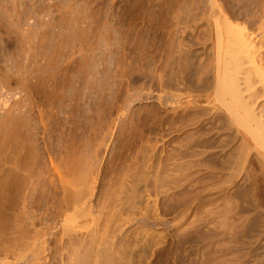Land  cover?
Here are the masks:
<instances>
[{"label": "rangeland", "instance_id": "rangeland-1", "mask_svg": "<svg viewBox=\"0 0 264 264\" xmlns=\"http://www.w3.org/2000/svg\"><path fill=\"white\" fill-rule=\"evenodd\" d=\"M218 9L254 34L257 56L264 60V0H0V264H38L36 256L43 260L47 253L39 242L47 240L49 253L59 251L61 236L73 227L69 234L74 241L64 237L66 243L89 244L97 237L93 250L98 246L97 251L113 255L111 260L105 258L106 264H264V159L260 157L264 140L258 154L248 133L234 139L231 116L224 123L217 109L229 91L225 76H213L219 64L216 31L222 22L211 11ZM222 55L224 70L242 72L243 81L246 64H235L226 49ZM187 64L206 68L205 88L186 77ZM244 82H238L242 100L251 102L247 97L257 92L254 109L264 121V85ZM195 98L201 99L197 108H211L210 115L203 116L209 118L203 121L205 132L195 128L199 123H179L186 111L198 110L192 107ZM165 102H172L171 106ZM220 123L225 125L218 128ZM204 133L229 142L223 150L207 144L197 148L205 150L201 154L207 159L212 153L210 157L226 161L247 147L241 175L226 169L209 177L208 171L219 170L218 164L206 165L207 159L199 162V168L177 170L175 165L197 159H177L181 145L189 146L191 137ZM67 167L73 168V174L64 173ZM54 168L70 184L91 171L87 179L95 190L92 198L105 201L104 193L110 188L113 196L106 191L108 200L104 199L108 202L112 196V207L108 202L112 211L106 201L108 212L95 201V214L87 219L78 217L64 224L62 216L50 229L48 225L54 223L47 217L51 221L65 187ZM27 173L33 175L26 188ZM5 181L10 187L6 192ZM121 185L128 195L135 190L129 196H136L138 202L133 199L137 207L129 204L134 209L124 205L131 210H125L124 216L116 215L120 201L115 194L127 195L118 193ZM177 200L186 202L178 206ZM95 207L106 211L100 214ZM29 212L39 220L34 218L33 227L27 220ZM95 215L101 217L100 229L90 225ZM103 215L118 216L123 227L114 228L115 220ZM103 218L115 224L109 222L114 231L106 226L108 233H104ZM84 251L69 252L72 257L65 264H77L79 257L90 259L92 254H86L90 251Z\"/></svg>", "mask_w": 264, "mask_h": 264}, {"label": "bare ground", "instance_id": "bare-ground-1", "mask_svg": "<svg viewBox=\"0 0 264 264\" xmlns=\"http://www.w3.org/2000/svg\"><path fill=\"white\" fill-rule=\"evenodd\" d=\"M216 6V5H215ZM219 6H221V5H219ZM222 13V11H221V9L219 10H212L211 11V14H212V16L215 18H219L220 20V22H222V24L220 25V27L221 28H219L218 26V29H217V31H216V46H217V49H218V61H219V64H217L216 66H217V68L214 70V72H213V76L214 77H216V76H218V75H220V74H222L223 75V77L225 76L226 78V81L228 80V88H229V91H228V88H227V91L228 92H226L225 94H226V96L225 97H227V98H222V100H220V101H222L221 103H220V101H219V103L218 104H221L220 105V107H214V109L215 108H217L219 111H221V113L220 114H222L223 116V121H224V123H225V121H227V118H228V116L227 115H229V116H231V119L230 120H232V122L231 121H229L231 124V126H233V128L235 129V132H236V136L234 137V139L236 138V137H238V136H243L242 135V132H245V133H248L249 135H251L252 136V138H253V141L255 142V146H256V148H255V150L257 151L258 149H260V147H262V144H263V140H264V124H263V117H262V119H261V115H258L259 114V112H258V114H257V112L255 113V111H256V108L254 109V101L253 100H256L255 99V97H257V96H255L256 94H257V92H255V94H254V91H253V93H252V95H251V97L249 96V97H247V98H249L250 100H251V102H247L246 100L247 99H244V100H242V97H241V95H243L242 94V90L239 88V86H241L240 84H242V83H238V82H240V80H241V82H243V81H246L248 84L250 83V81L252 82L253 80H255V81H258V82H260L261 83V85H264V60L262 59V58H260V56L258 57L257 55V48H256V46H255V37H254V34H252V32H250V31H248L247 30V28H246V26L244 25V24H241L240 22H237L236 21V18H235V21H233L231 18H229V16L227 17L226 15H225V13H223V14H221ZM232 17V16H231ZM234 19V18H233ZM224 49H226V51L228 52V56L229 57H231V58H234L235 59V61L236 62H238V63H235V64H238L239 66H242L243 64H246V65H244V66H246L245 68H247L246 69V73H245V78H244V75H242L243 76V78L245 79H243V81H242V78L239 76V75H241L242 74V72H236V71H233V72H228V70H227V72L225 71L226 70V64L224 63L225 61H223V60H225V57L222 55V50H224ZM224 58V59H223ZM183 60V59H182ZM233 60V59H232ZM185 61V60H184ZM222 61H223V63L225 64H222ZM234 62V61H233ZM188 64H190V63H188ZM188 64H187V66H188ZM193 64V63H192ZM224 65V66H222V65ZM191 65V64H190ZM189 65V66H190ZM186 66V65H185ZM184 67L185 68V70H187L186 71V77L187 78H189L190 79V81H192V79L191 78H195L194 80L196 81V82H194V83H198V82H202L203 83V85L205 84L204 82H206V81H208V80H206L205 81V77H206V74H208V72L205 74V67H203V68H201V67H193V65H192V67L190 68V67ZM200 66V65H199ZM236 67V66H235ZM181 68V67H180ZM224 68H225V70H224ZM239 68V67H238ZM241 69H242V71H244V69L241 67ZM241 69H237V70H240L241 71ZM248 69H249V72H248ZM247 72H248V74H247ZM184 74V73H183ZM244 74V73H243ZM247 74V75H246ZM247 76V77H246ZM208 77V76H207ZM206 77V79H208ZM221 77V76H220ZM215 79H217V78H215ZM220 79V78H219ZM189 81V82H190ZM204 81V82H203ZM221 81V80H220ZM209 82V81H208ZM219 82V81H218ZM246 82H244L245 84H246ZM193 83V82H192ZM5 84H6V82H5ZM199 84V86H201L200 84L201 83H198ZM198 84L195 86V88L196 87H199L198 86ZM210 84V83H209ZM208 85V84H207ZM247 85V84H246ZM25 86V85H24ZM209 87V86H208ZM207 87V88H208ZM200 88V87H199ZM203 88H205V85L203 86ZM202 87L200 88V89H203ZM163 89V88H162ZM210 89V88H209ZM243 89V88H242ZM198 90V89H197ZM195 91V90H194ZM198 91H201V90H198ZM198 91L196 92V93H198ZM203 91H205V89L203 90ZM209 92V91H208ZM187 93V92H186ZM199 94V93H198ZM178 94H176L175 96L176 97H178L177 96ZM192 95V94H191ZM204 95V94H203ZM218 95V94H217ZM222 95V96H223ZM247 95H249V94H247ZM181 96V95H180ZM223 96V97H224ZM174 97V96H173ZM172 97V98H173ZM218 97V96H217ZM220 97V96H219ZM164 98V97H163ZM171 98V99H172ZM175 98V97H174ZM192 98V97H191ZM170 99V100H171ZM178 99V98H177ZM177 99H175V100H177ZM187 99H188V97H187ZM204 99V98H203ZM217 99H219V98H217ZM248 99V100H249ZM253 99V100H252ZM23 100V99H22ZM169 100V101H170ZM175 100H174V102H173V104L175 103ZM179 100V99H178ZM177 100V101H178ZM191 100H193V99H191ZM201 100V99H200ZM199 99H196L195 98V101H194V103L192 104V107L193 108H195V109H198V110H194L195 111V114L193 113V111H192V113H190L189 111H188V113H190V114H188L187 113V111H186V113L185 114H183V116H182V118H180V120L182 121V123L179 121V123L180 124H183V123H186V125L187 124H198L197 125V127L195 126V128H199V130H198V132L200 131V129H202L203 127H205L204 126V124H206V123H204L203 124V121L205 120H207V119H209V118H207V119H205L203 116H205V115H210V113L208 112L209 110H207V111H204L203 109L204 108H206V107H203L202 109H199V108H197V107H199L198 105H197V103L198 102H201ZM168 101V100H167ZM189 101V100H188ZM207 101H208V99H207ZM206 101V102H207ZM164 102V101H163ZM172 102H170V104L172 103ZM179 102V101H178ZM181 102V101H180ZM193 102V101H192ZM197 102V103H196ZM257 102V101H256ZM255 102V103H256ZM166 103V102H165ZM168 104H169V102H167ZM166 103V104H167ZM208 103L209 102H207V105H208ZM168 105V106H171V105ZM172 104V106H175V105H173ZM211 105V104H210ZM215 105V104H214ZM166 106V105H165ZM164 106V107H165ZM19 107V106H18ZM186 107H188V106H186ZM170 108H173V107H170ZM177 108H180V107H178L177 106ZM193 108H188L189 110H191V109H193ZM201 108V107H200ZM213 109V110H214ZM172 110V109H171ZM206 110V109H205ZM175 111V110H174ZM179 111V110H178ZM212 111V110H211ZM217 111V110H216ZM20 112V111H19ZM206 112H208L209 114H207ZM261 112V111H260ZM214 113V112H213ZM21 114V113H20ZM182 114H180V117H181V115ZM193 114V115H192ZM213 115V114H212ZM218 115H219V113H218ZM218 115H216V116H218ZM221 116V115H220ZM177 117H178V115H177ZM203 117V119H200V118H202ZM206 117V116H205ZM219 117V116H218ZM10 119V118H9ZM221 119V118H220ZM21 121V120H20ZM24 121V120H23ZM175 121V120H174ZM204 121V122H205ZM208 121V120H207ZM4 122V121H3ZM221 122V121H220ZM11 123V122H10ZM3 125V124H2ZM225 124H222V123H220L217 127L219 128V126H220V128L221 127H223ZM6 126V125H5ZM177 126V125H176ZM15 127V126H14ZM216 127V128H217ZM180 128H182V127H180ZM206 128V127H205ZM205 128H204V130H205ZM214 129V130H217V132H219L218 131V129ZM231 128V127H230ZM15 129V128H14ZM203 129H202V132L204 131ZM208 130H211V128L210 129H208ZM208 130H207V132H208ZM45 131V130H44ZM24 132V131H23ZM205 132V131H204ZM209 134H211L210 132H209ZM208 133L206 134V133H204V134H201V135H203V136H193V137H191L192 139H191V144H189V143H185V144H189V146L188 145H181V147L180 148H182L180 151H179V158H177V159H180V160H183V159H186V158H189V157H197V159L195 158V159H193V160H190V161H186V162H183L182 164H180L179 166L178 165H175L176 167H177V170H178V168L181 170V171H184V170H187V172H188V170H191L192 168H199V167H201L202 165L200 164V163H202L201 162V160L202 159H207V157L206 156H204L203 154L205 153L204 151H200L199 149H197V148H199L200 146H204L205 144H207V145H215L216 147H217V149H220V150H223V149H221V147H223V148H226L227 147V145H228V141H226V140H224V139H219V138H214V139H212V137H211V135H210V137L208 136L209 135ZM218 135V134H217ZM238 135V136H237ZM247 135V134H246ZM195 137V138H194ZM23 138V137H22ZM189 138V137H188ZM194 138V139H193ZM251 138V139H252ZM237 139V138H236ZM230 140H232V139H230ZM185 141V140H184ZM187 142V141H186ZM188 142H189V140H188ZM73 147V146H72ZM193 147V149L191 150V148ZM220 147V148H219ZM215 148V147H214ZM244 148V147H243ZM264 148V147H263ZM189 149H190V151H189ZM49 150V149H48ZM219 150V151H220ZM235 150V149H234ZM253 150V149H252ZM264 150V149H263ZM227 151H228V149H227ZM226 151V152H227ZM231 151V150H230ZM19 152H21V151H19ZM223 152V151H222ZM258 152V154H260V152L259 151H257ZM201 153H203V154H201ZM247 153V147H246V149H242V147L241 148H239V150L237 151V152H235V154H234V156H233V158L232 159H227L226 161H219L218 159H215V158H213V157H210V155L212 154H210V155H208V153H207V155H208V157H209V159L211 160H209V159H207L206 161H207V163H206V165H209V164H212V163H215V164H218V170H219V172H211V170L210 171H208V173H206V174H208L209 175V177L210 176H213V175H215V174H220L221 175V173H222V171H224V170H231V171H234L235 172V175L238 177L239 175H241V173H242V171H244L243 169H244V165L246 164V162H247V157H246V154ZM257 154V153H256ZM177 155V154H176ZM201 155H203V157L201 156ZM69 156V155H68ZM212 156V155H211ZM260 157H262L263 159H264V155L261 153V156ZM30 158V157H29ZM167 158V157H166ZM214 160H216V162H213L212 160L213 159ZM19 159V158H18ZM168 159V158H167ZM175 159V158H174ZM29 160V159H28ZM39 160V159H38ZM204 160H203V162H204ZM15 161V160H14ZM17 161V160H16ZM200 162V163H199ZM15 163V162H14ZM205 163L203 164V165H205ZM24 164V163H23ZM30 165V164H29ZM33 165V164H32ZM205 165V166H206ZM32 167V166H31ZM59 167V166H58ZM66 168V167H65ZM68 169H69V167H67ZM32 169V168H31ZM67 169V172H66V170H65V174L67 173L68 175H71V174H73L72 172H73V168H70L69 170ZM11 170V169H10ZM179 170V171H180ZM28 171H31V170H28ZM28 171H26V172H28ZM139 171V170H138ZM25 172V173H26ZM32 172V171H31ZM38 172V171H37ZM54 173H56L57 174V176H58V180H60V183L61 184H65V187L67 186L68 188H63L64 190H62L63 191V193H62V196H63V198L61 197L60 199H58V200H60V202L58 203V205L59 206H56L55 208L56 209H54V216H52L51 217V221H50V217L48 216L47 218H49V222H50V224H51V222L53 221V223H54V221L56 220V219H59L60 220V218H62V216H63V219H62V222L65 224L66 222H71V220L72 219H75V218H78V217H85L86 219L89 217V216H91V214H95V213H92V209H93V205H95V201H96V203L98 204V202H101V201H98L97 202V200H95L94 201V197H93V191H95V190H92V186H91V181L90 182H88L89 180H91V179H87V177L88 176H90V175H92L91 174V171H89V172H87V171H85V172H83L84 173V176H85V178L83 179H81V178H79L80 176L78 175V178H76V180L78 181L77 183L78 184H80L81 185V188H77V183H74L75 181H73V183L72 184H70V181H68V182H66V181H64L63 180V178L61 177V174H60V172H59V170H58V168H54V171H53ZM23 173V172H22ZM33 173H34V171H33ZM70 173V174H69ZM140 173V172H139ZM232 173V172H231ZM8 174V173H7ZM7 174H5V175H7ZM17 174V173H16ZM24 174V173H23ZM30 174V173H29ZM28 173L27 174H25V175H27V176H25L27 179V181H25V179H24V187H26L27 188V184H25V182L26 183H29V179L31 178V176L33 175H29ZM66 174V175H67ZM81 174V173H80ZM135 174H137V173H135ZM183 174V173H182ZM186 174V173H185ZM245 174V173H244ZM40 175V174H39ZM88 175V176H87ZM231 175V174H230ZM247 175L248 174H246L245 175V177H247ZM63 176V175H62ZM81 176H82V174H81ZM188 176V175H187ZM229 176V175H228ZM264 176V175H263ZM34 177V176H33ZM65 177V176H64ZM77 177V176H76ZM131 177H132V175H131ZM131 177H129V178H131ZM208 177V178H209ZM218 177V176H217ZM232 177H235V176H233L232 175ZM134 178V177H133ZM133 178H131L132 180H130V181H135V179L133 180ZM216 178V177H215ZM231 178V177H230ZM249 178V177H248ZM34 179V178H33ZM80 179V180H79ZM128 179V178H127ZM126 179V181H128ZM157 179V178H156ZM261 179V178H260ZM259 179V180H260ZM264 178H262V180H263ZM5 180H6V178H5ZM231 180V179H230ZM229 180V181H230ZM34 181V180H33ZM50 181H52V180H50ZM49 181V182H50ZM130 181H128V182H130ZM22 182V181H21ZM88 182V183H87ZM9 181L7 182V181H5V183L3 184L4 186H3V190H5V192L6 191H8V189H10V187H9ZM51 183V182H50ZM59 183V182H58ZM90 183V185H89V187H87V184H89ZM158 183V182H157ZM262 183H264L263 181H262ZM30 184H34V183H32V182H30ZM29 184V185H30ZM38 184V183H37ZM36 184V185H37ZM92 184H94V183H92ZM260 184V183H259ZM11 185V184H10ZM20 185V184H19ZM35 185V184H34ZM42 185V184H41ZM79 185V186H80ZM122 185H124V184H122ZM120 186L121 188L123 187V186ZM221 185V184H220ZM256 185V184H255ZM262 185V187H263V184H261ZM260 185V186H261ZM30 186H33V185H30ZM50 186V185H49ZM78 186V187H79ZM125 186V185H124ZM254 186V185H253ZM256 186H258V185H256ZM20 187H21V185H20ZM23 187V186H22ZM52 187H54V186H52ZM57 187V186H56ZM62 187V186H61ZM108 187V186H107ZM118 188L117 189V191L119 190V189H121V188ZM127 189H129L128 188V185L127 186H125ZM31 188V187H30ZM88 188V189H87ZM126 188H125V190H124V187L122 188L123 190H119L118 191V193L119 192H121L122 194L124 193V195H125V191L127 192V195H128V191L126 190ZM208 188V187H207ZM256 188V187H255ZM258 188V187H257ZM14 189V188H13ZM18 189H20V188H18ZM32 189H34V187H32ZM31 189V191H34V190H32ZM61 189V188H60ZM37 190V189H36ZM35 190V191H36ZM131 191H132V189H130ZM204 190V189H203ZM256 190V189H255ZM18 191V190H17ZM106 191H109V193H111V195H112V192H110V188L108 189V190H106ZM106 191H105V193L104 194H106L105 196L107 197V193H106ZM112 191V190H111ZM130 191V194L129 195H131V193L132 192H134V191H132L131 192ZM215 191H216V189H215ZM223 191V190H222ZM264 191V190H263ZM5 192H4V194H5ZM14 192V191H13ZM21 192V191H20ZM36 192H38V191H36ZM45 192V191H44ZM113 192H115V191H113ZM202 191H200V193H201ZM217 192V191H216ZM256 192V191H255ZM8 193V192H7ZM28 193H31V192H29L28 191ZM33 194H34V192H32ZM47 193V192H46ZM116 193V192H115ZM135 193V192H134ZM221 193V192H220ZM14 194V193H13ZM64 194V195H63ZM102 194V193H101ZM114 194V193H113ZM120 194V193H119ZM136 194V193H135ZM6 195V194H5ZM41 195V194H40ZM50 195V194H49ZM52 195H54V194H52ZM56 195V194H55ZM116 195V197H118V200L115 198V200H117V201H120L119 202V208H118V212L116 213V212H114V211H117V210H114L113 211V215H115L114 213H116V215H121V213H123V216L124 215H126V211H127V213L128 212H130V211H128L129 209H132L133 207L132 206H130V205H132V204H134L133 203V199L135 200V198H136V200H137V197L135 196V197H130L129 195V197L126 195V196H124L123 197V195H122V197H121V195H120V198H119V195L118 194H115ZM114 195V196H115ZM118 195V196H117ZM197 195V194H196ZM227 195V194H226ZM245 195V194H244ZM13 196H15V195H13ZM37 196V195H36ZM105 196H103V199L102 200H105L106 202H107V198L105 197ZM113 196V195H112ZM112 196L111 197H108V198H110L111 200H113L114 201V199H112ZM131 196H134V195H131ZM202 196V195H201ZM205 196V195H204ZM243 196V195H242ZM21 197V196H20ZM28 197V196H27ZM31 197V196H30ZM94 199H93V198ZM104 197L107 199H104ZM173 197V196H172ZM203 197V196H202ZM207 197V196H206ZM121 198H123V200L125 199V201H123ZM187 199H188V197H186ZM197 198V197H196ZM200 198V197H199ZM243 198V197H242ZM3 199V198H2ZM26 199V198H25ZM31 199V198H30ZM29 199V200H30ZM33 199V198H32ZM109 199V200H110ZM120 199V200H119ZM182 199H184V197L182 198ZM187 199H185V200H187ZM198 199V198H197ZM252 199V198H251ZM28 200V199H27ZM24 201V202H28V201ZM111 200L110 201H108V202H110L109 204L111 205V203H112V205H113V201L111 202ZM122 200V201H121ZM135 200V201H136ZM31 201V200H30ZM105 201H102L101 203H102V205H101V203H99L100 204V206L98 205V207H102L101 209H103V207H104V205H103V202H104V204L106 203ZM134 201V202H135ZM175 201V200H174ZM181 201V200H180ZM179 201V202H180ZM192 201V200H191ZM202 201V200H201ZM4 202V201H3ZM108 202H107V204H108ZM137 202V201H136ZM177 202V204L179 203L178 202V200L176 201ZM186 202V201H185ZM185 202H180L181 204L182 203H185ZM188 203H190V198H189V200L187 201ZM31 203V202H30ZM34 203V202H33ZM44 203V202H43ZM116 203V202H115ZM138 203V202H137ZM187 203V204H188ZM3 204V203H2ZM4 204H5V202H4ZM55 204V203H54ZM96 204V205H97ZM106 204V205H107ZM108 204V205H109ZM129 205V207H131V208H129V207H127V209H125L126 208V206H124V205ZM181 204H178V206L179 205H181ZM29 205V204H28ZM32 205V204H31ZM30 205V206H31ZM57 205V204H56ZM95 205V206H96ZM107 205V206H108ZM110 205H109V207H110ZM112 205H111V207H112ZM115 205V207L117 206L116 204H114ZM135 206L134 207H137L136 205L137 204H134ZM45 206V205H44ZM182 206H184L183 204H182ZM181 206V207H182ZM185 206H186V204H185ZM232 206V205H231ZM106 207V206H105ZM104 207V208H105ZM110 207V208H111ZM114 207V208H115ZM188 206H186V208H187ZM24 208V207H23ZM96 208V210L98 209L97 207H95ZM113 208V209H114ZM117 208H115V209H117ZM129 208V209H128ZM189 209H191L190 208V206L188 207ZM49 209V208H48ZM106 209V208H105ZM104 209V210H105ZM107 209H108V207H107ZM106 209V210H107ZM134 209V208H133ZM193 209V208H192ZM29 210V209H28ZM94 210V209H93ZM99 210V209H98ZM104 210H101V212L102 211H104ZM105 210V211H106ZM126 210V211H125ZM187 210V209H186ZM186 210H184V212L186 211ZM196 210V209H195ZM233 210V209H232ZM31 211H33V210H31ZM95 211V210H94ZM104 211V212H105ZM109 211L111 212L112 211V208H111V210L109 209ZM197 211V210H196ZM26 212V211H25ZM51 212H53V211H51ZM67 212H70V215L68 214V215H66L65 216V213H67ZM101 212H100V210H99V212L98 213H100L101 214ZM107 212H108V210H107ZM105 213V214H110V216H112V214L109 212V213ZM23 213V212H22ZM125 213V214H124ZM29 214H30V212H29ZM28 214V217H27V220H29V224L33 227V225L35 226V224L36 223H34V218H33V215H29ZM100 214H99V216H100ZM22 215V214H21ZM27 215V214H26ZM49 215V214H48ZM96 217V215H95V218L93 219V217L91 218V220H90V225L91 224H93V227L94 226H99L100 227V225H99V223L98 222H100L99 221V218H101V217ZM104 217L106 216V215H103ZM109 216V215H108ZM108 216H106L105 218L106 219H111L110 218V216H109V218H108ZM117 216V217H118ZM123 216L121 217L120 216V218H123ZM113 217V216H112ZM115 218V219H111L110 221H116L118 218ZM40 218V217H39ZM41 218H43V217H41ZM45 218V217H44ZM36 219V218H35ZM104 219V218H103ZM106 219H104L105 220V224H102V226H101V228L103 227V225H104V227H103V231H105L104 233H106L107 231H110V230H113L114 228H117L118 227V229H120L121 227L120 226H122V225H120V224H123V220L122 219H118L116 222L114 221V223H117L116 225L117 226H115V224L114 223H112V222H110V221H108V222H106L107 220ZM37 221H39L38 219H36ZM41 220V219H40ZM45 220V219H44ZM44 220H43V222H44ZM122 220V221H121ZM47 221V220H46ZM45 221V222H46ZM118 221H121V222H118ZM43 222H41V223H43ZM49 222H47V223H49ZM89 222V221H88ZM109 222L110 223H112L115 227L113 228L112 227V224L110 225L109 224ZM38 223H40V222H38ZM40 223V224H41ZM46 223V224H47ZM87 223V222H86ZM107 223V224H106ZM120 223V224H119ZM44 224V223H43ZM58 223H54L53 224V226L52 225H48V227L50 228V227H53V229L52 230H54L55 229V227H56V225H57ZM63 224V225H64ZM110 226H109V225ZM120 226H119V225ZM254 224V223H253ZM45 225V224H44ZM46 226V225H45ZM75 226L76 227H78V226H80L79 225V223H76L75 224ZM92 226V225H91ZM107 226V227H106ZM111 228L112 227V229H109V227ZM47 227V226H46ZM96 227V228H97ZM97 228V229H100V228ZM105 227L108 229H105ZM120 227V228H119ZM123 227V226H122ZM240 227V226H239ZM45 228V227H44ZM95 228V227H94ZM51 229V228H50ZM72 229H74V227L73 228H69L68 230H67V232H64V234L61 236V239H60V250L59 251H56V252H54V253H51V251H50V253H49V251L48 250H50V249H48V245H47V240H43V241H41V242H39V245H42L43 246V248L44 249H46L44 252L46 253L45 255H44V253H43V260H40L41 259V255H38V256H36V257H38V258H36L37 260H38V264H65V262L67 261V259L70 257H72V256H69L68 254H69V252H72L73 250V252H75V250H78V252H79V250H86L87 249V252H89V253H86V254H88V257H89V255L90 254H92V256L90 255V259H86L87 257H85V255H84V257H85V259L84 258H81V257H79L80 259H82V260H78L79 261V263L81 264V261H85L83 264H106V263H109L108 261L109 260H107V262H104V260H105V258L108 256V255H106V251L104 252L103 251V249H101L100 251H97L99 248H98V246L97 247H95V250H93L94 248H93V245L94 244H97V241H95L96 240V238H92L91 239V241L93 240V242H90L89 241V244H88V242L86 243V242H84V240L82 241L81 239V241H75L74 243L72 242V244H69V243H66V242H68V241H65V239H63L64 237H68L69 238V241L71 240V234H69L70 232H72ZM107 230V231H106ZM115 230V229H114ZM113 230V231H114ZM117 230V229H116ZM65 231H66V229H65ZM95 231H96V229H95ZM16 232V231H15ZM92 232V231H91ZM96 232H98V230L96 231ZM112 232V231H111ZM103 232H102V234H104ZM108 233V232H107ZM37 235V234H36ZM101 235V234H100ZM50 238L52 239V237H53V234H50ZM96 236V235H95ZM94 236V237H95ZM98 236V235H97ZM102 237V236H101ZM36 238V237H35ZM60 238V237H59ZM68 238H66V240H68ZM58 239V238H57ZM77 239V238H76ZM99 239V238H98ZM258 239V238H257ZM36 240V239H35ZM38 240V239H37ZM71 241H74V239H72ZM87 241V240H86ZM57 242V241H56ZM96 242V243H95ZM59 243V242H58ZM99 245V244H98ZM76 246H77V248H76ZM94 246H96V245H94ZM86 247H88V248H86ZM121 247V246H120ZM42 248V249H43ZM50 248V247H49ZM58 248V247H57ZM98 248V249H97ZM104 248V247H103ZM43 249V250H44ZM116 249V247L114 248V250ZM110 250V249H109ZM122 250V249H121ZM101 251H103V253H105L104 255H103V253H101ZM53 252V251H52ZM72 252V253H73ZM85 252V251H84ZM75 253H77V252H75ZM109 253V252H108ZM107 253V254H108ZM114 253V252H113ZM56 254H58V256H55ZM71 254V253H70ZM110 254V253H109ZM120 254V253H119ZM73 255V254H72ZM111 255V254H110ZM110 255L108 256L109 258H110ZM116 255V254H115ZM118 255V254H117ZM39 256H41V257H39ZM69 256V257H68ZM87 256V255H86ZM73 257H74V255H73ZM77 257V256H76ZM76 257H75V259H76ZM83 257V256H82ZM113 257V255L111 256V258ZM33 258H35V257H33ZM32 258V259H33ZM78 258V257H77ZM111 258H110V260H111ZM36 259H35V261H36ZM47 259H48V262H47ZM106 259H108V258H106ZM88 260V261H87ZM69 261V260H68ZM71 261H72V259H71ZM77 261V260H76ZM106 261V260H105ZM34 262V261H33ZM47 262V263H46ZM72 262H74V261H72ZM111 262V261H110ZM78 262H77V264H79ZM67 264H71L70 262H67ZM73 264V263H72Z\"/></svg>", "mask_w": 264, "mask_h": 264}]
</instances>
